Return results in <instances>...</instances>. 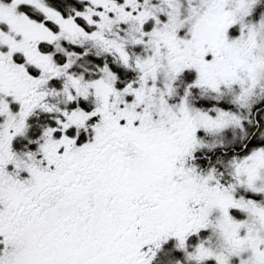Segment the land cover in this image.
<instances>
[{
  "label": "snow or ice",
  "instance_id": "6c2138e0",
  "mask_svg": "<svg viewBox=\"0 0 264 264\" xmlns=\"http://www.w3.org/2000/svg\"><path fill=\"white\" fill-rule=\"evenodd\" d=\"M0 264H264V0H0Z\"/></svg>",
  "mask_w": 264,
  "mask_h": 264
}]
</instances>
